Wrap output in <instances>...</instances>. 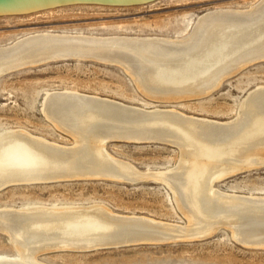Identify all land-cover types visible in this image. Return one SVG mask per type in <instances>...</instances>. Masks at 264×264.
<instances>
[{"label": "bare ground", "instance_id": "6f19581e", "mask_svg": "<svg viewBox=\"0 0 264 264\" xmlns=\"http://www.w3.org/2000/svg\"><path fill=\"white\" fill-rule=\"evenodd\" d=\"M53 1L58 0L0 4V11L22 9L0 16L46 10L36 8L50 2L48 9L80 4ZM191 31L181 40L35 33L0 48V78L55 61L89 60L122 68L150 98L163 102L202 98L243 68L264 61V0L246 10L210 11ZM43 112L77 141L76 146L66 148L23 130L1 133L0 191L76 177L129 183L151 179L169 188L188 225L94 205L1 208L0 233L18 255L0 259V264H46L39 256L55 251L203 239L223 228L243 246L264 243V196L216 187L223 179L264 163V87L250 92L237 118L228 122L172 109L146 110L73 91L49 93ZM111 140L169 143L178 147L181 161L166 172H141L106 151Z\"/></svg>", "mask_w": 264, "mask_h": 264}, {"label": "rangeland", "instance_id": "374dc122", "mask_svg": "<svg viewBox=\"0 0 264 264\" xmlns=\"http://www.w3.org/2000/svg\"><path fill=\"white\" fill-rule=\"evenodd\" d=\"M258 1L151 0L119 6L75 4L29 14L4 15L0 16V48L41 32L181 40L190 35L204 14L220 9L246 10ZM258 87H264V61L243 68L207 96L163 102L144 95L118 66L89 60L55 61L0 78V134L23 130L50 143L75 147L77 141L55 127L43 112L45 98L55 91H73L146 110L172 109L196 118L228 122L237 118L242 102ZM105 149L113 157L145 173L166 172L181 161L178 147L164 142L111 140L106 142ZM77 178L8 186L0 191V209L94 205L122 215L149 217L181 227L188 225L176 208L172 192L159 182ZM216 187L232 194L264 196V163L229 176ZM105 248L55 251L39 258L46 264H264V249L243 246L225 228L203 239ZM17 255L7 236L0 233V259Z\"/></svg>", "mask_w": 264, "mask_h": 264}, {"label": "water", "instance_id": "95a60500", "mask_svg": "<svg viewBox=\"0 0 264 264\" xmlns=\"http://www.w3.org/2000/svg\"><path fill=\"white\" fill-rule=\"evenodd\" d=\"M24 1H30V0H0V4H8V3L11 4V3H18V2H24ZM148 1H151V0H58V1H53V2H60V3H57V4L80 3V4H105L106 5V3H108L109 5H132V4L145 3V2H148ZM81 2H85V3H81ZM48 4H53V3L50 2ZM48 4L47 3L42 4V6L37 7L36 9H40V10L44 9V8L48 9V6H49ZM35 6H38V5H35ZM16 10H22V9L2 10V11H0V15H2V14H11V13H13V14L14 13H16V14L19 13V12H12V11H16ZM121 182H124V181H121ZM24 184H27V183H24ZM28 184L34 185L33 183H28ZM36 184H47V183H36ZM125 244L126 243H120V244H118L116 246L108 247V248H105V249H112V248H115V247H118V248L127 247V245L125 246ZM139 244H146V243H133V245H139ZM133 245H129V246H133ZM248 247L256 248V249H264V243H262V244H253V245H250Z\"/></svg>", "mask_w": 264, "mask_h": 264}]
</instances>
